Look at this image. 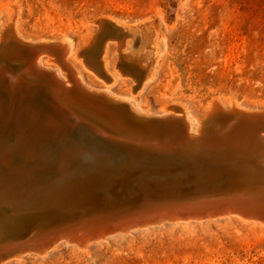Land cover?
Segmentation results:
<instances>
[{
	"label": "rangeland",
	"instance_id": "obj_1",
	"mask_svg": "<svg viewBox=\"0 0 264 264\" xmlns=\"http://www.w3.org/2000/svg\"><path fill=\"white\" fill-rule=\"evenodd\" d=\"M106 16L160 36L163 50L154 74L138 90L133 91L129 75L115 69L121 43L105 45L107 71L114 76L108 83L77 57L97 32L95 21ZM13 22L17 34L31 41L65 37L70 43L65 59L81 82L130 100L140 113L161 114L174 103L183 105L192 133L215 98L224 108L234 101L243 110L264 109V0H0V32L11 33ZM120 49L127 71L129 55ZM49 59L42 57L40 64L57 69ZM10 156L0 157V167L23 165L7 163ZM0 212L1 225L13 220ZM221 216L139 224L109 232L81 250L60 241L42 257L25 252L1 264H264V223Z\"/></svg>",
	"mask_w": 264,
	"mask_h": 264
},
{
	"label": "bare ground",
	"instance_id": "obj_2",
	"mask_svg": "<svg viewBox=\"0 0 264 264\" xmlns=\"http://www.w3.org/2000/svg\"><path fill=\"white\" fill-rule=\"evenodd\" d=\"M102 19L109 23H102ZM14 22L11 26V33L5 32L4 29H2L0 32V39L4 38V43H2L0 46V69L5 68L10 78L20 77L25 83V81H32L35 79L36 72H32V70L51 69L54 76L58 80L62 81L64 86L67 88L69 87L66 86L69 80L65 79V74L62 75L63 79L58 76L61 69H59L58 66L60 65L63 69H66L67 67L73 71L76 85H78L84 91L92 92L94 90L93 88L81 82L80 78L76 76L78 75V72L75 70V68H72L68 60L65 59V56L70 49V43L65 37L54 42L44 40L31 41L17 34L15 31ZM95 24H97L99 30H102L104 34L103 40H105L103 45H100V42L96 40L97 44L95 45V50L92 49L89 51V55H87L89 66L94 70L99 69L100 71H103L109 81L111 79L113 81V74L110 72L108 73L107 71L106 59L108 49L105 45L110 41H116L117 44L121 43V46L119 45V49H117V55L121 59L123 65L126 64V62H124V59H122V54L120 55V48H123L124 50L122 51H125L129 55V59L126 58L128 69L126 71L128 74L126 75L131 76V79L133 78L132 80L135 83L133 86V91L136 89L138 90L140 86L142 87L144 85L143 81L146 79H151L154 74L157 58L161 55L163 50L160 36L158 33H151V31L148 29L143 31L142 28H138L139 26L134 28L132 24L123 22L110 16L98 18L95 21ZM95 36H97V34ZM30 43H52L51 47L48 49V53H51L55 57L52 62L56 61L59 64L56 66L57 69L42 66L40 64L42 57L39 56L37 58L35 57V60L32 63H29V65H24L25 68L23 66L20 70H17L14 66L15 63L13 62L14 58H19L16 53L18 50H23L21 45ZM98 56L100 62H98ZM48 61H51V59ZM5 73L0 72V157L2 158L6 154H11L14 156H10L9 159L6 160L7 163L20 162V164H27L34 167H22L23 165L21 167H0V209H7V212L10 211L11 213L13 211V213L18 214L45 211L47 215H44V218L40 222L35 223L33 233H39L40 235L47 233V236L42 235L40 237L41 241H38V238L35 240L33 237L30 241L25 242L28 244L24 243L22 245H17L14 251L8 252V254L6 253V255L3 257L4 259L0 261V264L7 259L15 257V255L20 256L21 253L30 250L40 253L35 254L34 256L42 257L49 248L53 247L62 238H71V241L76 242L77 244L65 241L66 243H70V246L73 248L79 250L87 249L91 242L96 243L104 240V235H98V239H92L89 228V232H86V236H72L70 232L58 231V229L69 224L74 226L76 225L81 229L84 225L80 223L86 221V218L94 217L104 210H111L112 212L116 213L120 210L123 211L145 207V211L143 210L142 213H136V216L134 217L138 218L139 215L146 214L143 216L144 220L141 222H149L155 219V222L158 220V222H160L165 217L196 216L200 213L198 211H193V206L191 208L187 207L189 204L184 202L183 198H187L193 203L198 200V196L199 198L203 197L206 194L211 193V191H213L215 195H227L226 192H229L228 190H230V186L234 184H241V187H238L237 190L242 191L245 189V184L264 183V178H262L261 173H259L261 170L264 171V167L261 166V164L264 163H260L261 159H259L258 162L256 161L255 164L258 166H255L251 164L254 160L251 158V156H243L240 158L238 156H233L240 161H245L250 164H244L242 167H224L221 165L219 166V162L216 160L218 158L213 157V155H209V157H204V159L208 160L209 162L197 159L194 160L195 162L192 164L194 167L192 165L189 167H170L171 169L167 171H162L160 167H141L138 168V170L135 169L136 177L129 180L130 182L137 184L136 187L134 188L130 185L125 187L123 184L125 181L124 177H129L131 174L128 171L133 168L127 166L129 164L133 165V161H131L129 157H117L119 163L121 162V167H115L117 172L110 171V169L107 168H101L95 175V173H93V168H95V166L89 165L88 161L83 162L89 158L87 153L82 152L78 149V147H75L71 153H69L70 156L66 159L65 152V155H60L64 158L54 164L55 167L52 165L49 167V171L45 172L40 168L35 167H43L40 163L36 162L35 164L32 162L34 160L33 156L36 154L35 151L41 148H49V150L53 149L57 137H63L61 139L62 142H69L71 141L72 134L76 135L78 130H75L73 126L69 127L68 129L59 126L60 128H57V131H60V133H55V135H52V137H48L47 133H45V131H47L45 130L47 129L45 122H42L40 119L32 116L29 113L28 108H26V105L27 107H31L30 101L35 102L34 104L40 109V111H42L44 115L48 116L49 119L54 120L56 123L61 121L60 117L64 118L65 115H70L75 111L77 112V110H75V105H69L68 103L66 108H60V111L56 112L48 105L46 98L42 96L34 98L33 96L29 95L31 90H27L26 93L20 97L19 92H16L15 89H13L7 83L6 85L2 83V80L6 76ZM12 80L13 79H10V82ZM138 80H141L139 85L136 84L139 82ZM72 86L74 87L75 83ZM75 88L68 90L74 93L76 91ZM101 92H103L104 96L106 97L105 101L111 102L113 104V110L116 114H127L134 118L149 117L154 115L152 113L144 114L138 112L130 100L123 99V101L119 99V97H112L108 94V91L106 93L105 91L101 90ZM48 96L49 99H53L51 94L47 95V97ZM71 96L74 97L76 95L74 93ZM211 106L212 109L216 108V112L213 117L206 121L202 126V129H204V134L210 136L218 134L220 129H227L228 127L226 125L235 118L239 117L242 113L251 114L254 111L264 110H243L240 109L239 105L234 101L231 102L229 108H224L216 98L211 101ZM167 108H169V106ZM167 108L165 109V112ZM170 108H173V110H176V112L180 114L181 123L189 136L197 135V133L202 130L199 124L205 115L196 119L198 127L195 133H192V125L187 117L184 106L174 103L172 106H170ZM82 112H84V110H82ZM115 113H111L110 117L103 115L98 117L100 123L97 124L101 126L102 129H106L109 132L111 131L113 134L127 135L135 133L136 129L130 125L127 126L125 122L122 123L117 115H114ZM90 114L92 115L91 112ZM90 114L88 113V110H86L82 116H85V118L89 119ZM161 114L167 115L170 113L166 112ZM256 139L258 140L257 142H264V138H261L260 140L258 137H256ZM167 142L168 141H165V144ZM62 144H60L61 147H63ZM68 144L70 147H72L71 143ZM174 149H177V147ZM53 150L51 152H53ZM78 151H80V153ZM189 153L193 155V153ZM80 154L83 156V158ZM195 155H198V153ZM192 157H194V155ZM18 158L19 160H17ZM123 162L126 163V165H124ZM97 167H99V165H97ZM103 169L104 172H101ZM211 169H214L215 173H210ZM225 169H228V172H226ZM178 170L180 171L181 175H179L177 172ZM121 174L124 175L122 176V181L118 178ZM104 180L107 181L105 184ZM117 181L120 182V187L124 185V188L122 187L124 191L118 190L114 196L110 195L102 197L103 199L95 203L96 206H92V202L95 201V195L100 194L101 188L103 189V186L109 185V183L115 184ZM6 182H9L10 184H7ZM11 187L12 190L10 191H12V194L9 193V189ZM130 189L132 192L126 193V191H129ZM215 189L218 191H214ZM19 193L22 196H19ZM117 193H124L126 196L124 198L126 199L123 198V200L118 198L116 196ZM11 201L18 202L13 205L10 203ZM116 206H124V209H114ZM179 208L183 210H178ZM40 216L42 217V215ZM228 216L230 215H227L226 217ZM235 217L242 221L259 223L257 221L245 220L239 216ZM19 219L20 218L17 220L13 219L11 221H5L4 226L3 224H0V242H2V240L12 239V237L16 236L23 238L25 236L29 237L31 235L29 234V230L14 234L15 230L10 227L15 225V221H18ZM203 220L205 219H202V221ZM199 221L201 220L199 219ZM178 222H180V220H178ZM110 224H112V222H110ZM21 228L19 229L20 231ZM49 240L53 241L50 243V247L47 244V242H50ZM29 244H31V246H27ZM19 256L18 258L21 257Z\"/></svg>",
	"mask_w": 264,
	"mask_h": 264
},
{
	"label": "water",
	"instance_id": "obj_3",
	"mask_svg": "<svg viewBox=\"0 0 264 264\" xmlns=\"http://www.w3.org/2000/svg\"><path fill=\"white\" fill-rule=\"evenodd\" d=\"M101 22L105 23L107 21L102 19ZM97 28V32L95 33V35L97 34V36L94 35L92 37V39L88 43L89 46L87 45L88 47H84V49H81L77 53V57L81 58L86 67L93 70L96 75L103 78L107 83L109 79L107 78L106 74H104L103 71H100L99 69L94 70L93 68H91L87 61V55H89V51L92 49L95 50L94 48L97 44L96 40L100 42V45H103L105 40H103L104 34L102 30H99L98 26ZM3 41L4 38L0 39V46L2 43H4ZM51 45L52 43H30L21 45L23 50H18L17 53L14 52L19 56V58L16 57L17 59L14 58V66L17 70H20L24 65H29V63H32L35 60V57L37 58L39 56L47 57L52 60L55 59V57L51 53H48V49L51 47ZM99 56L98 62H100ZM53 63L56 66L59 65L56 61H53ZM58 67L59 69L61 68L60 71H63L65 73V79L69 80L66 85L69 86L67 88L64 86V83L62 81L58 80L54 76L51 69L32 70V72H36L35 79H33L32 81H25V83L21 80L20 77L10 78L5 68L0 69V72H6V76L4 75L5 78L2 80V83L5 85L7 83L9 86L15 89L16 92H19L20 97L24 95L27 90H31L29 95L33 96L34 98L38 96L46 98L48 105L56 112L60 111V108H66L68 103L69 105H75V110H77V112L75 111L70 115H65L64 118L60 117L61 121H58V123L54 122V120H51L48 116L44 115L43 112L40 111V109L34 104L35 102L30 101L31 107H27L26 105V108H28L29 113L32 116L40 119L42 122H45L47 127V129H45L47 130L45 131V133H47L48 137H52V135H55V133H60V131H57V128H60L59 126H62V128L66 129L73 126L75 130H78V132H76V135L72 134L71 141L69 142H62L61 139L63 137H57V139L55 140L56 142L54 143L55 145L53 146L55 148H53L54 150H49V148H41L35 151L36 157L34 158V160L32 159V162H34L35 164L36 162L40 163L43 167L38 168L45 172H48L49 167L64 158L60 156L62 154L65 155L64 152L66 153L65 159L69 157V153H71V151L75 147H78L79 150L87 153L89 159L87 160L85 158L86 160H84L83 162L88 161L89 165L95 166V168H93V173H95V175L101 168H107L110 169V171L117 172L115 170V167H121V162L119 163L117 157H129L131 161H133V165L129 164L127 166L133 168L128 171L131 175L129 174V177H124L125 181L123 180V184L125 185V187H127V185H130L134 188L137 184L130 182L129 179H134L136 177V170L141 167H160L162 171H167L171 169L170 167H184L186 166V164L191 166L195 162L194 160H205L204 157H209V155H213V157L218 158L216 160L217 162H219V166L221 165L224 167H242V165L244 164H250L245 161H240L233 156H238L239 158L243 156H251V158L254 159L251 164L255 166H258L255 163L256 161L258 162L259 159H261L260 163H264V142H257L258 140L256 139V137H258L260 140L261 138H264V110L254 111L251 114L242 113L239 117L235 118L233 121L226 125L228 127L227 129H220L218 131V134L210 136L204 134V129H202V126L206 121L210 120L216 112V108L212 109L211 106L209 111L201 119V123L199 124L202 130H200L197 135L189 136L181 123L180 114L176 112V110H173V108H167L166 112L170 113L167 115L154 114L153 116L141 118H134L127 114H116L113 110V104L111 102L105 101L106 97L104 96L103 92L99 90H93L92 92L84 91L82 88L76 85L74 73L71 69L67 67L66 69H63L60 65ZM123 67L124 65L118 56L115 69H119V71L124 75L128 74L126 70H123ZM10 79L13 80L10 82ZM138 81L139 82L136 83L137 85H139L141 80ZM74 83L76 88L75 86H72ZM73 88H75L76 90L74 92L76 96L74 97L71 96L74 93L68 90ZM49 94H51L53 99H49V96L47 97V95ZM81 109L84 110V112H82ZM86 110H88L89 114L90 112L92 113V115H89L90 120L85 118V116H82L86 112ZM111 113H115L114 115H117L122 123L125 122L127 126L130 125L134 129H136L135 133L127 135L113 134L111 133V131L109 132L106 129H102L101 126L97 124L100 123L98 117H101L102 115L110 117ZM165 141L168 142L165 144ZM68 143H71L72 147H70ZM60 144H62L63 147H61ZM176 147L177 149H174ZM52 150L53 152H51ZM191 150H194L195 152ZM78 152L80 153V151ZM189 152L193 153L195 158L192 157L193 155H191ZM197 153L198 155H195ZM205 161L207 162L208 160ZM97 165H99V167H97ZM124 165H126V163H124ZM214 171V169H211L210 173H215ZM225 171L228 172V169H225ZM101 172H104V169ZM177 172L179 173V175H181L179 170ZM259 173H261L262 178H264V171L261 170L259 171ZM122 176L124 175L121 174L118 177L119 179H121V181ZM119 181H117V183L115 184L109 183V185L103 186V189L106 190H103L101 188L100 194L95 195V201L92 202V206H96L95 203L103 199L102 197L110 195L114 196L118 190H123L124 185H122L123 188L120 187L119 183L121 181ZM106 182L107 181L104 180V184ZM6 183L10 184L9 182ZM240 185L241 184L231 185L232 187L230 186V190H228L229 192H226L227 195L224 196L215 195V193L211 191V193L206 194L203 197L199 198L198 196V200L196 202L192 203V201L188 200L187 198H183V201L189 204V206L187 207L191 208L193 206V211H198L200 214H197L196 216L200 218L234 214L251 221L264 223V183L245 184V189L242 191L237 190L238 187H241ZM10 190H12V187L9 189V193L12 194V191ZM214 191L218 190L215 189ZM127 192L131 193L132 191L130 189ZM20 193L18 195L22 196L20 195ZM17 202L18 201H11L10 203L15 205V203ZM116 208L124 209V206H116L114 209ZM145 209V207H139L130 210H120L116 213L112 212L111 210H104L94 217L86 218V221L80 223L84 225L81 229L76 225L74 226L69 224L60 227L58 231L70 232L72 236H86V232H89V228L92 239H96L98 235H105L112 231L123 230L125 228L127 229L139 224L155 222L156 219L149 222H141L144 220L143 216L146 214L139 215L138 218H134L136 216V213H142L143 210L145 211ZM5 210L6 209H4L3 218L7 217L5 219L10 218L15 220L20 218L18 221H15V225H12V227H10L15 230L14 234L29 230V234L31 235L29 237L25 236L23 238L16 236L12 237V239L0 242V261L4 259L3 257L6 255V253L8 254V252L14 251L17 245H22L26 241H30L33 237L35 238V240L36 238H38V241H41L40 237L42 235L47 236V233H44L42 235H40L39 233H33L35 223L40 222L44 218L43 216L47 215L45 211H35L18 214L13 213V211L11 213L10 211L5 212ZM178 210L182 211L183 209L179 208ZM40 215H42V217ZM179 217H165L164 219ZM110 222H112V224H110ZM24 224L27 225L25 226ZM20 228L21 231L19 230ZM67 240L70 243L77 244L76 242L71 241V238H62L58 242ZM52 242L53 241L47 242L49 247L50 243ZM27 246H31V244ZM26 252L39 253L34 250Z\"/></svg>",
	"mask_w": 264,
	"mask_h": 264
}]
</instances>
